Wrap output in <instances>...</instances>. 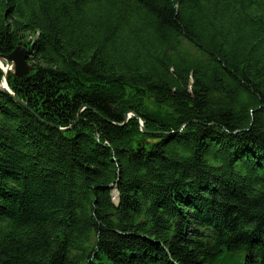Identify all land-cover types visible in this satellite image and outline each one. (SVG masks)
<instances>
[{
    "label": "trees",
    "instance_id": "obj_1",
    "mask_svg": "<svg viewBox=\"0 0 264 264\" xmlns=\"http://www.w3.org/2000/svg\"><path fill=\"white\" fill-rule=\"evenodd\" d=\"M18 46L0 264H264V0H0Z\"/></svg>",
    "mask_w": 264,
    "mask_h": 264
},
{
    "label": "water",
    "instance_id": "obj_2",
    "mask_svg": "<svg viewBox=\"0 0 264 264\" xmlns=\"http://www.w3.org/2000/svg\"><path fill=\"white\" fill-rule=\"evenodd\" d=\"M27 54H28V51H27L26 48H24L22 46H18L10 54H8V55H1L0 54V60L4 59V60L8 61L9 63H11L13 65L12 77H15V78H23V77L28 76L30 74V72L33 71V67L30 66L27 63ZM8 95H9V97L11 99H13V101L17 105L22 106L23 108H25L26 110H28L29 112H31V110L29 108H27V106L22 101H20L19 99L15 98L13 94H9L8 93ZM125 121H127V114H126V117H125ZM73 126L67 128V129H61V128H57V129L59 131L64 132V131L71 130V128ZM121 126H123V125H120V127ZM141 129H142V131L144 133H147L146 130H145V128L143 127V123H142Z\"/></svg>",
    "mask_w": 264,
    "mask_h": 264
},
{
    "label": "bare ground",
    "instance_id": "obj_3",
    "mask_svg": "<svg viewBox=\"0 0 264 264\" xmlns=\"http://www.w3.org/2000/svg\"><path fill=\"white\" fill-rule=\"evenodd\" d=\"M142 121V120H141Z\"/></svg>",
    "mask_w": 264,
    "mask_h": 264
}]
</instances>
